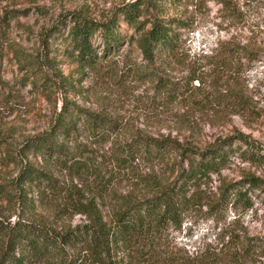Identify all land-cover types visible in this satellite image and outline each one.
I'll use <instances>...</instances> for the list:
<instances>
[{"label": "rangeland", "instance_id": "obj_1", "mask_svg": "<svg viewBox=\"0 0 264 264\" xmlns=\"http://www.w3.org/2000/svg\"><path fill=\"white\" fill-rule=\"evenodd\" d=\"M129 1L0 0V39L10 51L0 71V126L14 124L17 136L42 131L68 99L88 116L106 117L111 127L80 130L75 139L87 155L78 168L23 152L21 141L13 153H0V220L34 221L58 231L101 219L111 225L123 200L149 196L147 184L174 182L183 148L207 147L236 130L264 144V0H162L159 15L186 25L178 28L175 53L148 62L127 39L108 53L100 42L98 63L83 67L66 40L72 14L106 19ZM55 26L60 32L45 38ZM121 28L135 34L122 19ZM12 49L43 61L55 84L51 94H39L21 80ZM234 93L244 96L242 106L217 98ZM147 137L169 139L175 150L130 154L132 162L121 163V153ZM26 163L50 172L54 184L24 188L19 174ZM247 173L264 178V167L235 157L221 174L192 189L196 200L148 244L116 251L76 245L67 249L69 258L81 264H264V248L246 243L264 239V191L250 192V207L218 204L222 183Z\"/></svg>", "mask_w": 264, "mask_h": 264}, {"label": "trees", "instance_id": "obj_2", "mask_svg": "<svg viewBox=\"0 0 264 264\" xmlns=\"http://www.w3.org/2000/svg\"><path fill=\"white\" fill-rule=\"evenodd\" d=\"M161 3L162 0H132L118 6L106 19L73 13L66 35L68 49L83 67L98 63L102 57L98 55L101 45L107 53L119 51L126 39L144 54L148 62H154L166 53H175L182 35L178 28L186 25L180 18L159 15ZM121 19L135 30V34L128 36L122 30ZM60 22L64 21L60 19ZM53 30L60 32L61 28L55 26L46 31L45 38L51 36ZM4 41L0 39V71L3 58L10 54L9 46H5ZM44 44H48L46 40ZM11 52L24 73L21 80L25 84L30 82L33 90L39 94L49 95L54 91L53 78L43 61L17 49ZM249 58L253 60L256 57L250 55ZM217 98L225 102L231 100L235 106H242L245 101L243 95L236 93ZM72 104L65 99L64 107L54 114L49 126L42 131L17 136L18 129L14 124L0 126V153H13L17 141H21L18 149L23 152L40 153L67 169L70 166L81 167L87 149L76 142L77 134L84 128L95 132L106 131L111 127L106 117L93 114L88 116L85 110L74 108ZM175 147L169 139L147 137L137 145L130 144L129 149L121 153V163L126 162V166L130 164V154L138 155L141 152L160 156L175 150ZM181 155L184 163L174 182L165 186L147 184L151 193L149 196L136 201L123 200L111 225L101 219L92 225L58 231L34 221L19 219L6 223L0 220V264H81L79 260L69 258V247L84 245L102 250L107 245L110 251H116L118 248L129 250L142 246L165 224L177 223L182 211L191 201L196 200L197 194H190L191 190H199L213 174H221L235 157L242 163L264 167V144L242 130H236L204 148L185 147ZM19 180L26 188L41 187L43 183L53 185L55 179L50 172L26 163L19 174ZM256 190L264 191V178L254 173H247L239 181H225L222 183L218 204L233 203L250 207V192ZM24 191L21 190L19 195ZM246 243L248 248H264V239L259 237L249 238Z\"/></svg>", "mask_w": 264, "mask_h": 264}]
</instances>
